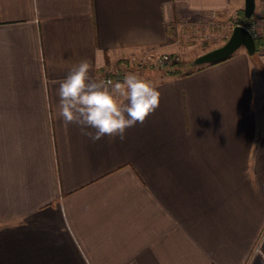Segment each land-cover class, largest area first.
<instances>
[{
    "label": "crops",
    "instance_id": "crops-1",
    "mask_svg": "<svg viewBox=\"0 0 264 264\" xmlns=\"http://www.w3.org/2000/svg\"><path fill=\"white\" fill-rule=\"evenodd\" d=\"M243 5L0 0V264H264L261 46L179 74L130 63L221 45ZM83 59L93 80L123 70L161 93L123 140L58 115Z\"/></svg>",
    "mask_w": 264,
    "mask_h": 264
},
{
    "label": "clouds",
    "instance_id": "clouds-1",
    "mask_svg": "<svg viewBox=\"0 0 264 264\" xmlns=\"http://www.w3.org/2000/svg\"><path fill=\"white\" fill-rule=\"evenodd\" d=\"M90 68L83 59L57 82L58 115L65 126L77 124L94 142L104 136L123 140L126 129L143 124L158 109L160 91L138 74L127 73L122 82L96 81Z\"/></svg>",
    "mask_w": 264,
    "mask_h": 264
},
{
    "label": "water",
    "instance_id": "water-1",
    "mask_svg": "<svg viewBox=\"0 0 264 264\" xmlns=\"http://www.w3.org/2000/svg\"><path fill=\"white\" fill-rule=\"evenodd\" d=\"M254 7L255 0H244V17H250L254 11ZM240 46H243L250 55L255 53V41L252 33L245 25L236 23L233 25L232 31L224 43L196 55L189 63L191 66H196L215 62L230 56Z\"/></svg>",
    "mask_w": 264,
    "mask_h": 264
},
{
    "label": "built area",
    "instance_id": "built-area-1",
    "mask_svg": "<svg viewBox=\"0 0 264 264\" xmlns=\"http://www.w3.org/2000/svg\"><path fill=\"white\" fill-rule=\"evenodd\" d=\"M260 21H261V29L259 32L254 31V25L251 24L249 25L250 27V32L252 33L253 37H260L262 39V44H261V49L264 54V7L263 11L260 15ZM248 27V28H249ZM170 60V57L168 56L167 53H158L156 51L152 50H147L145 51L141 56H133L130 59V63L137 65V66H142L145 64L149 65H155V66H160L164 62H167ZM125 76V72L123 70H115L112 72H106L102 76V80L108 81L111 80L113 82H122Z\"/></svg>",
    "mask_w": 264,
    "mask_h": 264
},
{
    "label": "trees",
    "instance_id": "trees-1",
    "mask_svg": "<svg viewBox=\"0 0 264 264\" xmlns=\"http://www.w3.org/2000/svg\"><path fill=\"white\" fill-rule=\"evenodd\" d=\"M238 15H239V18L235 23H240V24L245 25L246 27H249V25H250L249 20H250L251 16L248 18L244 17L243 9L238 11ZM254 41H255V51H256L258 49V47L261 46L262 41H260L259 37H255V36H254ZM188 65H190L189 62H188ZM190 67H192V66L190 65ZM164 71L169 73V74H179V73L184 72L181 69V63L178 61L177 62L176 61L170 62L169 65H166V67H164Z\"/></svg>",
    "mask_w": 264,
    "mask_h": 264
},
{
    "label": "rangeland",
    "instance_id": "rangeland-1",
    "mask_svg": "<svg viewBox=\"0 0 264 264\" xmlns=\"http://www.w3.org/2000/svg\"><path fill=\"white\" fill-rule=\"evenodd\" d=\"M239 18V15L237 17V19H232L231 22L232 23H235ZM235 20V21H234ZM198 52V51H193V53H186V54H183V53H180V52H167L168 56L170 57V60H168L167 62H164L163 64H161L160 66H155V65H149V64H145L144 66H150L151 68H158V67H166V65H169L170 62L172 61H178L181 63V69L182 71H186L188 70L190 67V65H188V62L191 61L193 55H195V53ZM188 58V59H187ZM187 59V60H186ZM193 67V66H192Z\"/></svg>",
    "mask_w": 264,
    "mask_h": 264
}]
</instances>
